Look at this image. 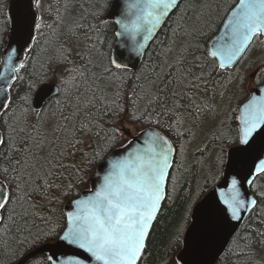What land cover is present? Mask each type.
I'll return each instance as SVG.
<instances>
[{
	"label": "snow or ice",
	"instance_id": "snow-or-ice-1",
	"mask_svg": "<svg viewBox=\"0 0 264 264\" xmlns=\"http://www.w3.org/2000/svg\"><path fill=\"white\" fill-rule=\"evenodd\" d=\"M120 3L117 0L118 7ZM195 7L201 9L197 20L211 13L207 0L199 5L195 0H137L122 8V18L116 20L119 30L114 35L121 38L122 47L142 56L148 42L173 13H178L182 20L184 9ZM71 8L72 0H54L47 7L42 0H27L25 10L15 20L9 17L0 26L6 29L9 22L13 23L24 60H29L26 53L44 51L57 43L50 66L54 65L52 71L58 80L57 94H63L67 107L65 112L61 100H55L53 103L60 109L53 113L57 122L46 127L47 112L40 105L52 90L41 87L43 75L35 76L27 84L26 94L14 99L13 84L24 79L19 73L29 65L13 64V55L6 53L5 66L16 75L0 76V238L14 231L23 236L20 248L51 243L57 248L80 249L97 264H141L153 223L163 202L171 198L167 192L170 172L183 167L189 146L196 138V131L187 126L186 117H191L194 125L203 126L215 122L221 113L225 94L220 93L219 105L213 103L220 81H211L207 68L234 67L253 41L264 36V0H239L231 11L227 31L220 38L224 43L216 41L206 48L202 61L189 59V50L199 49L195 37L200 29L184 27L181 32L178 23L162 53L161 63L144 65L133 74L131 79L138 83L127 94L123 82L131 67L121 59L123 53L119 56L100 53L107 64L99 75L91 71L95 65L90 56L83 66L56 72V67L72 63L71 50L58 42L65 37H77L78 31L84 29L79 19L69 22ZM181 36L183 42L177 46ZM89 48H96V44ZM9 50L16 52L11 45ZM256 71L264 72V64ZM228 83H233L231 77ZM70 88L77 92L74 100ZM36 90L39 94L34 106L32 98ZM201 92L205 95H200ZM209 92L211 97L207 96ZM33 112L35 121L30 120ZM238 119L234 135L225 129V121H220L217 127L219 134H213L216 155L208 165L203 185L186 195L182 222L168 240L166 256L171 264H223L222 257L234 249L251 257L254 255L251 249L264 247V220L258 219L256 228L244 224L245 215H264V185L259 184L264 178V97L253 95L240 109ZM101 120L112 126L104 128ZM117 122L120 128L115 127ZM125 122L148 123L150 127L128 140L123 152L105 159L103 154L119 144L125 132L132 135ZM92 136L102 138L103 146L92 145L84 152V139ZM196 151L203 153L204 149L198 147ZM77 152L85 165L66 164L65 160ZM98 162L93 189L69 201L73 210L62 214L65 227L58 234L52 220L56 210L48 209L43 214L38 210L39 204L52 203L54 191L70 197L85 182L86 168ZM224 168L233 170L235 175L219 191L213 187L209 195H204V189ZM69 170L74 173V180L57 184L56 180ZM241 179L255 190L254 195L241 191ZM171 180L174 182L175 178ZM55 199L58 201L59 197ZM237 227L251 233L240 237L245 241L243 245L237 242ZM12 255L22 253L17 249ZM46 264H83V261L76 256H65L62 260L53 253Z\"/></svg>",
	"mask_w": 264,
	"mask_h": 264
},
{
	"label": "trees",
	"instance_id": "trees-1",
	"mask_svg": "<svg viewBox=\"0 0 264 264\" xmlns=\"http://www.w3.org/2000/svg\"><path fill=\"white\" fill-rule=\"evenodd\" d=\"M10 1L11 0H0V26H2L3 22L9 18L8 6ZM238 1L239 0H207V2L211 4V13L210 15L202 17L200 20L196 19V16L201 11L199 7L185 8L184 19L182 20L178 18V13H173L158 33L157 37L151 43L140 68L144 65L155 66L161 63L162 53L165 48L169 46V38L172 36V30L177 27L178 23L181 25V32L184 27L200 29L199 34L195 37V43L199 44V49L195 47L190 49L189 59L192 60L193 58H200L202 61L204 50L210 46V42L220 29L228 12L238 3ZM112 2L113 0H72L71 16L68 17V20L71 22L72 19H79L80 22L84 24V29L78 31L77 37H65L58 42L63 43L66 48L71 50L69 60L72 61V63L56 67L57 73L63 72L65 68L70 69L73 66H83L87 63L89 56L92 60V64L95 65V67L91 68V71L95 72L97 75L102 72V67L107 64V59L101 57L100 53H104L105 56H112V48L116 40V36L114 35L116 32V25L107 19V13ZM189 2H191V0H189ZM203 2L204 0H195L197 5ZM53 3L54 0H44V7ZM92 26H95V28H92ZM10 30V22L8 23L6 29H0V61L1 54L10 34ZM89 37H91V39H89ZM182 42L183 37H178L177 46H179ZM93 43L96 44V48L90 49L89 45ZM56 46L57 43H53L50 47L42 45V47H45L44 51L36 49L34 54L27 53L29 60H24V62L29 66L25 70H21L19 73L20 76L24 77V79H17L13 84L12 96L14 99L18 96L22 97L26 94L27 84L37 75H43L45 77L41 86L45 83H54L58 85V80L52 71V67L54 65L50 66L51 58L55 55L54 49ZM97 49L99 51H97ZM169 59H171V57ZM262 64H264V60L262 61ZM238 69L239 66L231 71L213 70L211 65L207 68V71L211 72L209 79L211 81H220V86L217 89L213 103L219 105L222 99L220 93L225 94L221 113L215 122H208L203 126H200L198 123L194 125L192 118L186 117L188 121L187 126H193L196 131V138L189 146L187 159L183 161V167H180L178 170L173 169L171 172L170 182L167 188L168 195L171 198L166 199L162 206L161 212L150 233L147 242V251L141 264H165V262H167V264H171V260H169L166 256L168 240L174 228L182 222V216L184 214V200L186 195L188 192L203 185L208 165L212 162L216 155L215 145L212 142L213 134H219L217 132V127L220 124V121H225V129L231 130L233 135L238 127L237 109L239 105L237 102L246 98L245 95L242 94L243 85L245 86L246 84V77L244 72H238ZM138 71H131L127 73V77L123 82V91L125 94H127L132 87L137 85L138 82L131 79V77ZM64 74L67 75V72H64ZM229 77H231L233 81L231 84L228 83ZM146 82L147 81H144V83ZM80 83L82 84L83 81H80ZM262 83H264V72H261L257 78V84ZM69 91L74 100L77 92L71 88ZM200 95L205 94L201 92ZM34 96L32 98V102ZM207 96L211 97V92H209ZM58 99L61 100L63 110L67 112V107L64 105V97L62 93L50 99L44 107V110L47 112L44 119L46 120V127L48 128L57 122V117L54 116L53 113H58L60 109H58L53 102ZM30 120L35 121V112H33L30 116ZM100 123L104 125V128L112 126L106 120H101ZM130 125L136 127L137 134L150 127L148 123ZM115 127L120 128L121 124L117 122ZM199 129L201 132H205V135L198 141V147L204 149L203 153L196 151L198 147H194L193 145L200 137L198 133ZM128 140L131 139L125 138L123 135L119 144L115 147L108 148V150L103 154L104 158H106L112 151L123 147ZM92 145L103 146L102 138H97L96 136L85 138L83 151L88 152ZM198 161H203V164L198 163ZM179 162L180 158L177 157V163ZM65 163L76 164L77 166L85 165V161L82 159L79 152L75 153L72 158L66 159ZM99 165L100 163L98 162L95 165L86 168L87 176L85 182L76 187L70 197H65L64 195L54 191L52 194L54 197L52 203L44 201L39 204L38 210L43 214H47L48 209L56 210L52 220L57 226L58 234H62L60 230L65 227V223L61 217L62 214L66 212L67 203L71 199L77 198L78 194L80 195L81 193L91 189V181ZM220 171V176L216 178L213 183L209 184L207 189H204V195H207V193H209V191L221 181L225 168ZM173 177L175 178L174 182L171 180ZM73 180L74 173L69 170L64 171L63 178L57 179L56 183H67ZM259 184L264 185V178L259 180ZM251 192L255 194V190L251 189ZM55 197H59V200L57 201ZM258 219L264 220V215L250 214L244 224L246 226H250L251 228H256V221ZM36 223L40 224V221L37 219ZM238 233L239 235L236 236V239L241 245H243L245 241L241 240L240 237L244 235H251L250 232H245L243 227L240 228ZM22 239L23 236L14 231L9 232L6 236L0 238V264H17L33 250L43 246L36 245L30 249L26 246L24 248H20V241ZM17 249H19L22 255H12V253ZM246 251H248V249H246ZM251 251L254 252V255L251 257L241 255L239 249H234L232 253H225L222 257L223 264H256L257 261H259L260 264H264V257L262 256L264 253V247L254 248L251 249ZM47 257V255L39 256L26 264H35L36 261H40L41 264H46Z\"/></svg>",
	"mask_w": 264,
	"mask_h": 264
},
{
	"label": "water",
	"instance_id": "water-1",
	"mask_svg": "<svg viewBox=\"0 0 264 264\" xmlns=\"http://www.w3.org/2000/svg\"><path fill=\"white\" fill-rule=\"evenodd\" d=\"M135 2H137V0H121L120 6L118 7L117 6V0H113L112 4L110 6V9L108 11V14H107V19H108V21L113 22L116 25V31L119 30L118 25L116 24V20L122 18L121 17L122 8L126 7V5L129 4V3H135ZM140 2H143V0H140ZM26 4H27V0H11L10 3H9V6H8V16L11 17L13 20H15L25 10ZM238 4H239V1L228 12V14L225 17L220 29L218 30V32L215 34V36L213 37L212 41L210 42V46L216 41H220V43H224V41L220 40V38L225 35V33L227 31L228 20L230 19V16H231V11H232L233 8L237 7ZM131 19H135V16H131ZM13 27H14V25H13V23H11L10 34H9L8 40H7L6 44H5V47L3 49V52L1 54V61H0V76H5V77H9V78L12 75H16V74L15 73H10L8 71V69L6 68V66H5L6 65V60H7L6 53L8 55H13V64H17L19 62H24V54H22L20 52V44L17 42V38H16V36H15V34L13 32ZM158 33H157V35H158ZM157 35H156V37H157ZM154 39L148 42V46L145 49L144 54L142 56H137V55H134V54L130 53L125 47H122L121 46V38L116 37L114 46L112 48V56H119L120 53H123V56L121 57V59L126 61L129 64V66L131 67V71L132 72H136L140 68V66H141V64H142V62H143V60L145 58V54H146L148 48L150 47L151 43L154 41ZM9 45H11L12 49H16V52L14 54L10 52ZM240 62L237 63L234 67L229 66V68H227L226 70L227 71L234 70L240 64ZM41 87H43V88H51V90H52L51 93L48 96L45 97V101L42 102L41 105H40V107L44 109V107L46 106L48 101L50 99H52L53 97H56L58 95L57 94L58 85L54 84V83H45ZM38 94H39V90H37L36 95L34 96V99H33V105L34 106H35V102H36ZM253 95H255L257 97H264V85L256 88L252 92V94L249 97V99ZM248 100L246 102H244L240 106V108L238 110V118L240 116V109L242 108V106L244 104H246L248 102ZM36 110H39V108H37ZM238 121H239V119H238ZM141 140H142V137H141ZM123 151H124L123 147L118 148V149L112 151L105 159H108V158L112 157L117 152H123ZM99 167H100V165H99ZM99 167H98V169H99ZM98 169H97V171H98ZM97 171H96V173H97ZM171 172H172V170H171ZM171 172H170V175H171ZM96 173H95L93 179L96 177ZM233 175H235V172L233 170H229V169L225 168V171H224V174H223V177H222L221 181L215 186L216 190L219 191L222 186H225L226 180L230 181ZM93 179L91 181V189H93ZM167 188H168V186H167ZM212 190L213 189H211L209 191V193H207V195H209L212 192ZM88 191H85V192L81 193L80 195L82 196V195L86 194ZM241 191L245 195H254L251 192V188H249L248 185L244 183L243 179H241ZM77 198H79V197H77ZM164 202H163V204H164ZM163 204H162V206H163ZM70 210H73V209L69 207V202H68L67 205H66V211H70ZM159 214H158V216H159ZM249 215L250 214L245 215L244 223H245V221H246V219H247V217ZM155 222L156 221H154V223H153V227H154ZM240 228L241 227H237L235 229V232L238 233ZM224 235L227 236V233H225ZM53 253H56L57 255H59L62 260L64 259L65 256H76V257H78L79 259H81L83 261V264H97V262L94 259H91L90 257H88V255L86 253L82 252V250H80V249L73 248V247H68V246H61V247L57 248V247H53L51 243H49L48 245H43L41 247L36 248L35 250H33L31 253H29L23 260H21L17 264H22V262H23V264H26L29 261H31L32 259H35V258H37L39 256H43V255L49 256V255H52ZM27 257H31V259H26Z\"/></svg>",
	"mask_w": 264,
	"mask_h": 264
},
{
	"label": "rangeland",
	"instance_id": "rangeland-1",
	"mask_svg": "<svg viewBox=\"0 0 264 264\" xmlns=\"http://www.w3.org/2000/svg\"><path fill=\"white\" fill-rule=\"evenodd\" d=\"M42 3L44 5V0H42ZM41 12L43 13V8L41 9ZM264 39H256V42L252 45V47L250 48V50L247 52L248 54H246V58H244L243 63L239 66L238 72H244L245 73V77H246V84H245V95L248 94L247 89L248 86L251 84V87L255 86L254 79L251 78V76L254 74V72L256 71V69L262 64V61L264 60ZM238 105H240V101L237 102ZM236 104V103H235ZM237 105V104H236ZM125 126L128 127L131 132L132 135H128L127 132H125L123 135L125 138L128 139H132L133 137H135L137 135V129L135 126H131L130 124L125 123ZM200 129L198 130V133L200 135L199 139L197 141L194 142V147H198V141L200 140L201 137H203L205 135V132L202 131L200 134ZM192 145V146H193ZM220 170L218 172V174L216 175V178H218L220 176ZM262 256L264 257V253L262 254Z\"/></svg>",
	"mask_w": 264,
	"mask_h": 264
},
{
	"label": "flooded vegetation",
	"instance_id": "flooded-vegetation-1",
	"mask_svg": "<svg viewBox=\"0 0 264 264\" xmlns=\"http://www.w3.org/2000/svg\"><path fill=\"white\" fill-rule=\"evenodd\" d=\"M110 9V8H109ZM108 14V13H107ZM259 40L261 39H263V36H261V37H259L258 38ZM255 42H256V39H255ZM254 44V43H253ZM246 58V57H245ZM244 60V59H243ZM243 62L241 61V63L238 65V66H240L241 64H242ZM237 66V67H238ZM236 67V68H237ZM235 68V69H236ZM231 71V70H230ZM261 73V72H260ZM260 73H258L257 71H255L254 72V74L251 76V78L252 79H254V81H252V82H254V84H255V86H253V87H251V84L248 86V89H247V91L246 92H248V94H246L245 95V87L246 86H244L243 85V88H242V94H244L245 95V97L246 98H244V99H242L240 102V105L238 106V109H237V119H238V110H239V108H240V106L244 103V102H246L248 99H249V97L251 96V94H252V92L256 89V88H258V87H260V86H262V85H264V83H262V84H257V78H258V75H260ZM245 74V73H244ZM244 89V90H243ZM238 125H239V121H238Z\"/></svg>",
	"mask_w": 264,
	"mask_h": 264
}]
</instances>
